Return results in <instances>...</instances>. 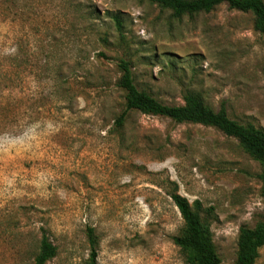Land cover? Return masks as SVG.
I'll use <instances>...</instances> for the list:
<instances>
[{
  "label": "rangeland",
  "instance_id": "1",
  "mask_svg": "<svg viewBox=\"0 0 264 264\" xmlns=\"http://www.w3.org/2000/svg\"><path fill=\"white\" fill-rule=\"evenodd\" d=\"M0 58L16 79L0 100L18 105L4 115L14 125L0 123V264H34L45 234L58 248L47 264H87L88 228L98 264H187L174 243L184 227L174 191L214 209L218 253L236 264L241 228L264 220L261 164L214 127L140 112L122 131L115 122L126 61L138 89L159 102L183 106L198 93L264 130V35L251 13L0 0Z\"/></svg>",
  "mask_w": 264,
  "mask_h": 264
},
{
  "label": "trees",
  "instance_id": "2",
  "mask_svg": "<svg viewBox=\"0 0 264 264\" xmlns=\"http://www.w3.org/2000/svg\"><path fill=\"white\" fill-rule=\"evenodd\" d=\"M166 10H170L176 17L210 13L222 4H228L232 10L243 13H251L255 17L256 30L264 35V0H149ZM119 31H122L120 17L113 15ZM105 40V39H104ZM106 41V40H105ZM108 42V41H107ZM5 59L0 58V97L6 92L8 86L15 83L11 78L7 67L2 64ZM21 64H16L18 77ZM122 75L118 87L125 92V108L117 117L115 127L122 131L133 112L145 115L160 116L171 119L175 123H192L207 127H214L222 131L228 137L237 139L244 151L263 167L260 179L263 183L264 195V130L253 124H240L232 120L224 107L219 111L208 106L203 97L198 93L189 92L183 106H168L145 91H140L135 84L134 75L130 63L122 61L120 65ZM17 101L0 100V118L2 124L10 123L4 115L17 108ZM3 128V127H2ZM5 129V128H4ZM6 130V129H5ZM175 205L179 209L184 220L182 232L174 237V243L185 256L187 264H223L214 242L211 230V221L214 218V209H206L197 200L190 203L177 191L170 194ZM87 237L91 247L87 264H98V239L93 228L87 229ZM264 248V220L257 223L254 228H241L237 243L236 264H259L260 251ZM58 254V248L45 234L41 239L39 252L34 264H47Z\"/></svg>",
  "mask_w": 264,
  "mask_h": 264
}]
</instances>
